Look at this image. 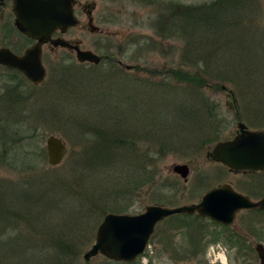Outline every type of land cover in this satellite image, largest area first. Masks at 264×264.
I'll use <instances>...</instances> for the list:
<instances>
[{"label": "rangeland", "instance_id": "374dc122", "mask_svg": "<svg viewBox=\"0 0 264 264\" xmlns=\"http://www.w3.org/2000/svg\"><path fill=\"white\" fill-rule=\"evenodd\" d=\"M81 1L95 3V25L108 29V32L90 33L76 27L66 37L80 39L83 49L98 55L110 54L115 62L121 60L124 64L139 68L128 71L122 67V71L114 73V66L103 63L93 68H79L68 73L60 82L65 84V80H68V83H73V87H68L71 90H65L62 96L53 86L58 67L69 62L79 64L74 55L64 48L55 52L43 50L42 62L46 68L43 85L36 86L19 73L0 68V96H4L12 87L16 88L20 97L26 96L24 101L11 105L13 110H7L6 105L0 102V130L11 131L6 138V154L0 163V179L12 180L17 193L27 189L32 191V197L31 193L25 197L16 196L17 204H12V207L2 205V208L8 207L16 213L13 216L14 226L5 230L4 237L9 242L5 244V239H0L2 248L20 251L16 252V258L6 261L10 262L8 264H85L82 255L94 242L104 207L136 214L143 212L145 206L150 204L176 206L197 202L209 187L219 182L228 180L236 184L263 177L260 173L230 172L221 163L211 161L207 153L216 142L232 138L238 121H242L248 129H264V0H253L251 6L245 5V0L219 2L223 6L229 3L224 11L219 10L221 7L216 8L219 18L223 20L222 27L224 25L216 35L218 40L226 41L222 48L216 45L220 42L214 43L213 40H217L214 35L209 34L211 41L200 45V41L189 39L187 34L183 38L179 32L182 11L201 4L211 5L217 0ZM172 3L177 4L178 10L167 17ZM76 13L81 24L86 23L79 9ZM172 17L176 19L172 20ZM241 38L246 39V44ZM229 39L233 41L232 44L227 42ZM193 42L195 45L190 51L188 47ZM210 47L217 49L215 58L211 60V69L208 63L207 67L205 61L201 60V55L208 60ZM190 52L200 58L188 56ZM237 57L241 59L240 63L236 61ZM219 62H228V65L222 67L224 74L221 73L217 79L215 75ZM171 68L183 69L191 74L197 71L198 79H206L205 85L200 88L202 95L193 96L190 103L185 104L181 117L173 113L170 105L178 106L176 110L181 112L177 93L176 102L156 99L153 105L144 108L138 104L125 105V96H131V92L129 87L125 92L120 90V84L143 87L142 84L148 79L159 82L162 73ZM73 73H76L75 77ZM79 77L87 85L82 87ZM169 82L177 87H188L187 82L182 80L170 79ZM220 83L226 86L229 94L215 86ZM94 84L97 86L89 88ZM88 88L83 98L81 94ZM54 98H62L63 103ZM2 99L7 100L5 97ZM110 107L114 110L110 111ZM96 115L99 117H94ZM157 115H162L157 118L160 121L167 120L170 124L172 119L178 122L176 126L170 124V129H173L170 141L178 146V150L153 157L150 154L153 150L141 133L149 131V125H157L154 124ZM123 119L141 132L136 135L133 147L127 149L117 145L114 153L112 149L109 151L113 155L103 157L101 153V159L95 160L96 138L88 132V124L98 122L113 130ZM143 123L147 125L141 131ZM51 134L61 137L68 146V153L56 166H49L46 161L45 141ZM209 135L217 140L205 142ZM121 153L126 154V160L131 155L129 163L125 164L126 160L121 162ZM108 158L112 161L103 167L102 160ZM176 163L188 164L190 172L186 182L172 173L171 167ZM17 211L21 212L22 218L17 216ZM241 215L235 223L245 216L250 221L256 219L253 224H258L257 227L262 229L264 217L257 220L255 214ZM172 217L158 224L155 235L150 239V264H176L170 249L188 251L184 238V232L188 230L180 229L179 224L191 219L179 215ZM250 221L247 222L253 226ZM246 227L250 226L246 224ZM3 229L2 224L0 232ZM180 243L183 246H178ZM164 246H168L165 248L169 249L167 252ZM229 251L226 252L228 264H257L252 249L242 250L239 255ZM205 257L206 249L204 255L200 254L191 262L186 260V264H210L202 261ZM90 264L116 263L96 255L91 258Z\"/></svg>", "mask_w": 264, "mask_h": 264}, {"label": "water", "instance_id": "95a60500", "mask_svg": "<svg viewBox=\"0 0 264 264\" xmlns=\"http://www.w3.org/2000/svg\"><path fill=\"white\" fill-rule=\"evenodd\" d=\"M15 24L17 28L35 38L36 43L20 55H14L7 49H0V64L18 69L34 84L42 83L45 77V67L41 60V46L50 42L54 47H65L74 51L79 63L97 64L100 57L89 49H81L77 44L63 38H51L55 30L65 32L75 26L79 20L74 16V0H14ZM93 7V4L88 5ZM88 31L108 32L92 23L88 17ZM126 69L132 66L124 65ZM221 89H225L221 85ZM234 101L235 99L232 98ZM47 164L59 165L68 153L66 142L53 134L45 141ZM207 157L219 162L230 171H261L264 170V129L251 130L243 122L237 123L236 134L226 140L216 142L207 153ZM171 171L184 182L189 175L186 163H176ZM264 209V198L252 201L247 196L234 192L230 186L222 185L208 190L197 203L182 204L169 207L159 204L146 205L144 211L138 214L113 213L104 214L95 231L93 244L83 254L84 260L102 254L114 261L133 262L145 250L155 225L173 214H193L207 216L223 224H230L237 210L241 208ZM264 264V249L256 248Z\"/></svg>", "mask_w": 264, "mask_h": 264}, {"label": "trees", "instance_id": "16d2710c", "mask_svg": "<svg viewBox=\"0 0 264 264\" xmlns=\"http://www.w3.org/2000/svg\"><path fill=\"white\" fill-rule=\"evenodd\" d=\"M221 1L223 2L224 0L214 1L211 5L201 4V5H197V6L188 7L186 10L182 11V13H181V25H180L181 30H179V32L182 33L181 36L184 38V34H187L186 36H188L189 39L195 38V40L197 42L200 41V45L202 43H203V45H206V42L211 41L210 36L214 35L215 39H217V40H213L214 43L220 42V44H216V45L221 46V48H222L225 40H221V39L218 40L216 35H219V32L221 30H223L224 25L222 27L223 20L219 18L217 11H216L217 10L216 8L221 7V9H219V10L224 11L225 7L227 5H229V3L227 2L226 3L227 5L223 6V4L222 5L219 4V2H221ZM243 2L245 5L248 4V6H251L254 3L253 0H245ZM234 3H235V1L232 2V5ZM167 4H169V3H167ZM172 5L173 6L170 7L171 8L170 11L166 14L167 17L174 15L175 12H177V10H178L177 4L172 3ZM173 18L174 17H172V20L176 19V18H174V19ZM244 27L246 28V26H244ZM187 29H189V30H187ZM209 34H210V36H209ZM222 34H224V33H222ZM231 35H233V34H231ZM241 39H243L242 42L244 44H246V39H244V38H241ZM227 42H230L232 44L233 41H231L229 39ZM194 43L195 42H193V44H191L188 47V50L191 51L194 48V45H195ZM240 51L241 50H239L238 52L240 53ZM210 52L213 54H211ZM216 52H217V49L215 47H213V48L210 47V50L207 53V57H208L207 61H206V56L201 55L202 56L201 60L205 61L207 67L209 64L208 68L212 67V66H210V65H212L211 60L215 58ZM106 55H107V57L105 58V60L102 58L103 60L100 63L106 64L110 67L114 66L113 73L115 71H122L123 70L122 67L115 65L113 63L114 61L112 60V56L110 54H106ZM191 55L196 56V54H191V52H190V54L188 56H191ZM231 57L233 58V55H231ZM234 57H236V56H234ZM199 58L200 57H197V59H199ZM239 60H241V59L237 57L236 61L238 63H240ZM224 65H228V62H225V63L219 62L218 72L215 75L217 79L219 78V75L221 73H223L222 67H224ZM88 66H90L92 68L94 67V65H91V64L88 65L87 63L71 64L70 62L65 66H59V67L57 66L59 72L57 71V75L53 79V86L55 85L58 93H60V95L62 96L65 94V92H64L65 90H67V91L71 90L68 87H73V83H68V80H65L68 84L67 83L62 84L63 82L60 83L62 80H64L67 77L68 73L70 74L72 71L78 70L79 68H82V67L88 68ZM213 66H215V65H213ZM138 68L139 67L136 66V69H138ZM229 70L232 71V69H229ZM81 73H83L82 70H81ZM226 73H227V70H226ZM15 74H17V72H15ZM213 74H215L214 71H213ZM72 75H73V77H75L76 73H73ZM197 75H198L197 71L194 74H191L187 71H184L183 69L179 70V68H171L168 71H164L162 73V75H161L162 78L160 79L159 82L148 79V81L146 83L142 84L143 87H140V86L134 87L131 84L127 85L125 83H122V84H120V90L125 92V90L126 89L128 90V87H129L130 92H131V96H129V95L125 96L124 95L125 99H126L125 105L136 106L138 104V105H140L139 106L140 108H144V107L153 105L156 99H162L165 101H169V103L170 102H176V93H177V95H178L177 98H179V102H180L179 106H181V107H179V109L181 108V112L180 113L177 112L176 108L178 106H175L173 104H170V105H171V110H174L173 113H177L178 117H181L183 114V111H184L183 108L186 107L185 104L186 103L189 104L191 101V98L193 96H201L202 95L201 94L202 90L200 88H202L205 85L206 79L202 78L200 76H199L200 78L198 79ZM15 76H17V75H15ZM83 78H84V76H83ZM79 79L82 81V83H80L82 87H84L83 85H87V82L85 80H83L80 77H79ZM170 79H175L178 82H180V80L185 81V82H187L188 87L183 88V87H179V86L177 87V86L171 85V83L169 82ZM223 80H226V79L223 78ZM132 82H134V81L132 80ZM134 85H137V84H134ZM221 85H222V83H220L219 85L217 84L215 86L219 87V89H221V87H220ZM63 86L65 87V89H63ZM95 86H97V84L91 85L90 87L88 85L89 88H93ZM55 87H53V88L56 90ZM89 88L86 89L85 92L84 91L82 92L81 96L83 98L86 97V95L89 91ZM109 92H111V90L106 92V93H109ZM113 92L116 93L115 90ZM3 97H5L7 100L2 99ZM24 97H26V96L21 95V97H20L19 93L16 92V88L12 87V89H8L5 92L4 96H0V102H2L4 105H6L5 107H7V110H13L11 108V105L13 103H16V102L20 103V102L24 101L23 100ZM54 100H56V101L59 100L63 103L62 98H54ZM109 109H110V111L114 110L111 107ZM151 112H152V110H150V113ZM68 116H70V115H68ZM161 116L157 115L156 119L154 120L155 121L154 124H157L155 126H157V128H159L158 129L159 131L156 130L157 128H155L154 125L151 126L148 124L149 125V127H148L149 131L142 132V133L140 131L132 128V126L127 121L125 122V119H123L121 121V123L116 124L117 127L115 126L116 129H113V130L109 127L99 125L98 122L94 123V124H88V132L91 133L94 138H96V140H95L96 146L94 148V152L95 151L96 152L94 153V159L100 160L101 159V153H103V155H104L103 157L109 156L110 154L114 153L113 150L115 147L118 148L117 145H121V147L124 146L127 149L130 147H133V145L136 141V135L138 134V132H140L143 135V138L150 144V148L153 150V152H151L150 154L154 155L153 157L157 156L158 154H164L170 150L177 149L178 146L177 145L174 146L173 143L170 141L171 136H172V131H173V129H170V124L172 126H176L178 124V122H176L172 119H171L170 124H169V121H167V120L160 121L157 118H159ZM94 117H99V115H96ZM208 120H209V118H208ZM124 122H125V124L122 125V123H124ZM79 123H80V121H79ZM146 125H144V123L141 124V131L145 130ZM119 128L123 129L124 132L122 133ZM9 132H11V131L10 130L8 131L7 129L0 130V139L2 140V145L0 147V163H2L3 157L6 154L5 143H6V138H7V135ZM170 132H171V135H170ZM27 138H31V136H27ZM214 140H217V139H215L214 136L212 137V135H209L207 137V139H204L205 142H211ZM204 141L201 140L202 143H204ZM156 143L158 145H155ZM125 148H124V151H125ZM111 149H112V153L109 154V151ZM179 150L182 152H185L184 150H181V148ZM104 152H105V154H104ZM96 155H98V157ZM124 155H125V157H124ZM129 157L126 160V154L121 153V162L123 160H126V162H124V163L125 164L129 163ZM92 160H93V157H92ZM111 161H112V159L108 158L104 161L102 160L101 164L103 165V167H106L107 164L110 163ZM98 165L100 166V164H98ZM12 184H15L12 180L0 179V221H1L0 226L3 224V228H4L3 232H0V239L1 238L5 239V237H4L5 236V230L9 227L14 226L13 225V216L14 215L16 216V213H14L13 210L8 209V207L2 208V205L6 204L7 206H11V207H12V204H13V206L16 205L17 204L15 201L16 196L25 197V195H27L28 193L29 194L31 193V197H32L31 189H27V191L22 190L23 192L20 191V193H17V192H15L14 186ZM25 190H26V188H25ZM107 211L118 212V213L125 212L123 210H119V211L115 210V209L113 210L112 208L106 209V207H104L101 210L102 214H104ZM17 214H18L17 216H20L21 212L17 211ZM4 242H5V244H7L9 242V239H5ZM2 245L3 244H1V240H0V248H1L0 249V264H8L10 262H6V261L7 260L9 261L10 258H16V255H17L16 252L20 253V251H18L16 249H11V248H9V249L2 248L3 247ZM15 264H18V263L15 262Z\"/></svg>", "mask_w": 264, "mask_h": 264}, {"label": "flooded vegetation", "instance_id": "af4514ba", "mask_svg": "<svg viewBox=\"0 0 264 264\" xmlns=\"http://www.w3.org/2000/svg\"><path fill=\"white\" fill-rule=\"evenodd\" d=\"M91 4H93V7H88V5L90 4H87L85 1L74 0L73 11H74V15L77 17L76 10L79 9L80 13L85 16L86 21L88 20V17H91L92 23L95 24L96 16L94 17L93 15V11L95 9V3H91ZM14 5H15L14 0H0V49H7L14 55L20 56L25 52L27 48L34 45L37 41L35 38L28 36L27 34L21 32L17 28L15 24V14L13 10ZM78 20H79V23L76 26L67 29L63 33L58 30L53 31L51 33V38L53 39V38L60 37L70 42H74L75 44H77V46L80 47L82 43L80 39L66 37V34L69 33V31L73 28L79 27L83 30L88 29V26H86V23L81 24V21L79 18ZM103 34H106V33H103ZM44 49H47L50 52H55L56 50L63 49V48L54 47L50 42L46 44H42L41 56L43 55ZM67 51L71 53L72 55H74L72 50L68 49ZM0 68H3L5 70H10L13 72H17L26 79V77L16 68H9L1 64H0ZM40 85H43V83L42 84L40 83ZM227 94L229 93L227 92ZM226 169L230 171L227 167ZM230 172H233V171H230ZM233 173H242V174H249V173L259 174L260 173L261 175H263V177L261 178L255 177L251 180L242 181L241 183H236V184L227 180V181L216 183L215 185L209 187L208 190L212 188H216V187H221L222 185H228L231 187V189L234 192L247 196L252 201H257V200L264 198V170L262 171H239V172H233ZM206 184L209 185V182H207ZM200 199L197 202H199ZM241 214H255L257 215V220H258V218L261 219V217H264V209L259 208V207L241 208L236 211L234 219L230 224H223V223L217 222L207 216L200 215L197 212L193 214H186V213L174 214L175 216L179 215V217H185V218L191 219V221L190 222L187 221V223H185V220H184L180 222L179 224L180 229L183 228V230H188L186 233L184 232L185 243H187L188 245L187 247L188 251L186 252V250H184L182 252L181 251L177 252L175 250L170 249L171 256H173L172 258L173 261H175L176 264L178 263L186 264V260H188V262H191L192 259H195L200 254L204 255L205 249H206V257L202 261H204L205 263L209 262L210 264H218V263L228 264L227 256H226L227 251L232 250L234 251L233 252L234 255H239L242 250L248 251L252 249L254 253L256 254L257 264H261V259L258 255L256 248L259 245L264 249V223L262 227L263 230L261 229V227L260 228L257 227L258 224L257 226L253 224L254 222H256V219H253L252 221H250L249 219L245 218V216L238 223H235L236 220H238V217L242 216ZM172 216L173 215L164 218L158 224L162 223L163 221H165L166 219L170 217L173 218ZM176 219H179V218H176ZM247 221L252 222L253 226L249 224V222ZM158 224L156 225L155 230L153 234L151 235L150 239L155 235ZM246 224H248L250 227L247 228ZM150 239H149V243L152 242V240L150 241ZM178 246H183V245L180 243ZM165 248H168V246H164V250L167 252V250L169 249H165ZM218 250L222 251L224 255L223 260L218 258L217 256ZM91 258L88 260H84L83 258V261L85 262V264H90ZM106 259L116 264H137L136 261H138V259H136L134 262L128 263V262H122V261H114L108 258Z\"/></svg>", "mask_w": 264, "mask_h": 264}]
</instances>
